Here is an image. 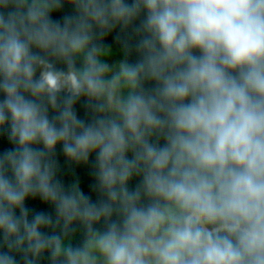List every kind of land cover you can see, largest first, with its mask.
Masks as SVG:
<instances>
[{
	"label": "clouds",
	"instance_id": "9594fccd",
	"mask_svg": "<svg viewBox=\"0 0 264 264\" xmlns=\"http://www.w3.org/2000/svg\"><path fill=\"white\" fill-rule=\"evenodd\" d=\"M0 137V264H264V0H0Z\"/></svg>",
	"mask_w": 264,
	"mask_h": 264
},
{
	"label": "trees",
	"instance_id": "16d2710c",
	"mask_svg": "<svg viewBox=\"0 0 264 264\" xmlns=\"http://www.w3.org/2000/svg\"><path fill=\"white\" fill-rule=\"evenodd\" d=\"M71 11L70 5H65L64 12ZM64 12H54L52 14L53 19H59ZM105 43L109 46L108 48H118L120 49L118 44H115L113 42L112 35H109L105 39ZM77 114L78 116H83V111L80 109L79 106H77ZM11 145L8 144L6 139L0 137V151H3L7 148H10ZM91 160V157H90ZM57 161L61 168L60 178L62 181L67 185L68 183L72 182L73 180H76L79 182V186L85 194L89 195L90 198L95 199L96 194L91 190L90 185L93 183V177L90 172V165L88 166H79L73 168L71 171H66L64 166V159L62 154L59 153V148L57 149ZM133 184L135 181L132 182ZM131 186V184H130ZM26 206L37 211H45L48 213L52 212V208L50 205H46L42 202H40L38 199H31L26 201ZM82 239L79 230H77L76 233H73L72 238L70 240V243L75 246L78 243H80V240Z\"/></svg>",
	"mask_w": 264,
	"mask_h": 264
},
{
	"label": "rangeland",
	"instance_id": "374dc122",
	"mask_svg": "<svg viewBox=\"0 0 264 264\" xmlns=\"http://www.w3.org/2000/svg\"><path fill=\"white\" fill-rule=\"evenodd\" d=\"M122 58V52L121 49L118 48H108L107 55L104 57V59L109 64H114L118 62Z\"/></svg>",
	"mask_w": 264,
	"mask_h": 264
}]
</instances>
